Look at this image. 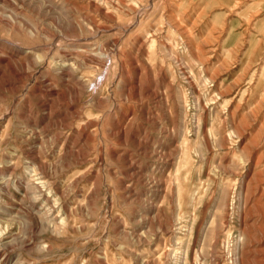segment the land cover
Wrapping results in <instances>:
<instances>
[{
	"label": "rangeland",
	"instance_id": "rangeland-1",
	"mask_svg": "<svg viewBox=\"0 0 264 264\" xmlns=\"http://www.w3.org/2000/svg\"><path fill=\"white\" fill-rule=\"evenodd\" d=\"M0 264H264V0H0Z\"/></svg>",
	"mask_w": 264,
	"mask_h": 264
},
{
	"label": "bare ground",
	"instance_id": "bare-ground-1",
	"mask_svg": "<svg viewBox=\"0 0 264 264\" xmlns=\"http://www.w3.org/2000/svg\"><path fill=\"white\" fill-rule=\"evenodd\" d=\"M103 1H104V0H103ZM100 26H101V25H100ZM53 36H54V35H53ZM84 40H85V39H84ZM86 40H87V38H86ZM85 42H86V41H85ZM56 44H57V43H56ZM57 45H58V44H57ZM43 49H44V48H43ZM81 50H83V49H81ZM72 51H73V50H72ZM75 51H77V49H76ZM73 52H74V51H73ZM80 52H81V51H80ZM74 53H75V52H74ZM74 53H73V54H74ZM67 54H68V53H67ZM74 55H75V54H74ZM74 55H73V56H74ZM53 59H54V58H53ZM66 60H67V59H66ZM66 60H64V61H66ZM6 61H7V60H6ZM59 61H60V60H59ZM70 65H71V64H70ZM68 66H69V64H68ZM59 67H60V66H59Z\"/></svg>",
	"mask_w": 264,
	"mask_h": 264
}]
</instances>
